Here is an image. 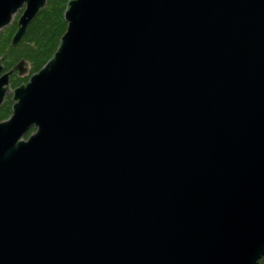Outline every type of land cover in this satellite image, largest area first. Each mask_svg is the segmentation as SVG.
<instances>
[{"label":"water","instance_id":"water-1","mask_svg":"<svg viewBox=\"0 0 264 264\" xmlns=\"http://www.w3.org/2000/svg\"><path fill=\"white\" fill-rule=\"evenodd\" d=\"M45 4L0 0L11 46ZM63 19L0 121V264H264V0ZM24 64L0 60V106Z\"/></svg>","mask_w":264,"mask_h":264},{"label":"trees","instance_id":"trees-1","mask_svg":"<svg viewBox=\"0 0 264 264\" xmlns=\"http://www.w3.org/2000/svg\"><path fill=\"white\" fill-rule=\"evenodd\" d=\"M70 0H46V4L35 19L28 25L25 35L15 45L10 41L16 29V18L0 32V60L4 71L10 70L19 61H24L28 73L22 77L13 76L9 84L12 88L28 81L49 61L60 45L65 32L66 23L63 19L66 5ZM11 97H6L0 106V121L11 115Z\"/></svg>","mask_w":264,"mask_h":264},{"label":"flooded vegetation","instance_id":"flooded-vegetation-1","mask_svg":"<svg viewBox=\"0 0 264 264\" xmlns=\"http://www.w3.org/2000/svg\"><path fill=\"white\" fill-rule=\"evenodd\" d=\"M26 67L24 66L22 69H25ZM9 71V70H8ZM7 71H4V70H2V72H1V74L2 73H6ZM15 75H17L18 76V74H17V72H13L12 73V75L9 77V82H10V80L13 78V76H15ZM24 76V75H23ZM18 77H22V76H18ZM26 83V82H25ZM25 83H20L19 85H18V87L19 86H21L22 84H25ZM15 88H17V87H14V88H12L11 86H10V84H9V90H10V93L6 96V97H11L12 96V91L15 89ZM5 97V98H6ZM9 117H7V118H5L4 120H2V121H5V120H7ZM34 132V128H31L30 130H29V132L26 134V136H25V139L26 138H28L32 133Z\"/></svg>","mask_w":264,"mask_h":264},{"label":"rangeland","instance_id":"rangeland-1","mask_svg":"<svg viewBox=\"0 0 264 264\" xmlns=\"http://www.w3.org/2000/svg\"><path fill=\"white\" fill-rule=\"evenodd\" d=\"M24 66H25V67H27V65H26V64H24ZM27 73H28V71H27ZM25 75H26V74H25Z\"/></svg>","mask_w":264,"mask_h":264},{"label":"bare ground","instance_id":"bare-ground-1","mask_svg":"<svg viewBox=\"0 0 264 264\" xmlns=\"http://www.w3.org/2000/svg\"><path fill=\"white\" fill-rule=\"evenodd\" d=\"M43 10V9H42Z\"/></svg>","mask_w":264,"mask_h":264}]
</instances>
